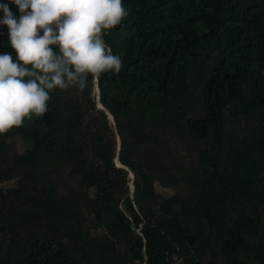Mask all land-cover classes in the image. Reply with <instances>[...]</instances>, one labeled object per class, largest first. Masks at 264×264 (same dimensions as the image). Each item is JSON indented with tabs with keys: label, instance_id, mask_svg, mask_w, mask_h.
Masks as SVG:
<instances>
[{
	"label": "trees",
	"instance_id": "1",
	"mask_svg": "<svg viewBox=\"0 0 264 264\" xmlns=\"http://www.w3.org/2000/svg\"><path fill=\"white\" fill-rule=\"evenodd\" d=\"M124 3L121 70L0 132V264H264V0Z\"/></svg>",
	"mask_w": 264,
	"mask_h": 264
},
{
	"label": "clouds",
	"instance_id": "2",
	"mask_svg": "<svg viewBox=\"0 0 264 264\" xmlns=\"http://www.w3.org/2000/svg\"><path fill=\"white\" fill-rule=\"evenodd\" d=\"M11 3L19 14L0 0V25H7L14 49V54L0 51V132L21 125L25 117L44 114L50 90L84 88L89 73L98 79L106 71L119 72L123 57L103 32L129 14L124 0Z\"/></svg>",
	"mask_w": 264,
	"mask_h": 264
},
{
	"label": "rangeland",
	"instance_id": "3",
	"mask_svg": "<svg viewBox=\"0 0 264 264\" xmlns=\"http://www.w3.org/2000/svg\"><path fill=\"white\" fill-rule=\"evenodd\" d=\"M132 185H131V189H132ZM156 190L160 193V194H162V195H164V196H168V195H170L171 193H172V191L170 190V189H163V188H161V187H159L158 185H157V187H156Z\"/></svg>",
	"mask_w": 264,
	"mask_h": 264
},
{
	"label": "water",
	"instance_id": "4",
	"mask_svg": "<svg viewBox=\"0 0 264 264\" xmlns=\"http://www.w3.org/2000/svg\"><path fill=\"white\" fill-rule=\"evenodd\" d=\"M96 90L98 91V86H97ZM99 107H101V108H102V106H101V105H99ZM116 162H117V164H120L118 161H116Z\"/></svg>",
	"mask_w": 264,
	"mask_h": 264
},
{
	"label": "built area",
	"instance_id": "5",
	"mask_svg": "<svg viewBox=\"0 0 264 264\" xmlns=\"http://www.w3.org/2000/svg\"><path fill=\"white\" fill-rule=\"evenodd\" d=\"M181 262H182V260H181V259H179V260H178V264H181Z\"/></svg>",
	"mask_w": 264,
	"mask_h": 264
}]
</instances>
